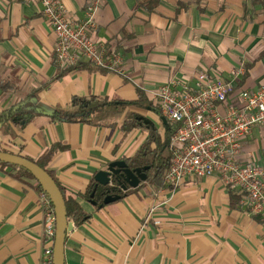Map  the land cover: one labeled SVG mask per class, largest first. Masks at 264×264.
<instances>
[{"label":"crops","instance_id":"0c3cea01","mask_svg":"<svg viewBox=\"0 0 264 264\" xmlns=\"http://www.w3.org/2000/svg\"><path fill=\"white\" fill-rule=\"evenodd\" d=\"M61 1L69 19L80 21L91 0ZM102 2L92 38L117 48L124 76L86 61L62 71L56 35L41 8L0 0V116L28 100L53 113L76 96L116 101L121 110L111 126L54 122L46 115L21 129L0 123L1 152L37 162L62 147L46 169L89 215L84 223L71 221L65 263L264 264L261 219L248 214L239 193L228 192L217 175L189 177L174 191L145 181L100 208L84 197L98 172L134 157L147 139L148 129H123L130 114L149 118L163 140L165 123L150 95L170 78L192 87L207 71L234 85L233 103L239 91L264 88V0H159L153 12L138 0ZM139 92L146 104L128 106ZM238 160L264 169V126L252 130ZM40 199L35 178L0 164V264H43L49 243Z\"/></svg>","mask_w":264,"mask_h":264},{"label":"built area","instance_id":"2783aa9c","mask_svg":"<svg viewBox=\"0 0 264 264\" xmlns=\"http://www.w3.org/2000/svg\"><path fill=\"white\" fill-rule=\"evenodd\" d=\"M39 6L44 19L56 35L55 57L62 71L77 68L84 61L97 69L126 75L123 56L114 45H98L92 38L97 29L96 14L102 0H91L83 20L69 19L61 0H26ZM240 75L234 72L233 77ZM234 85L221 77L202 71L190 87L181 78H170L151 92L161 118L176 127L169 141L171 164L163 176V185L174 191L189 177L217 175L228 192H237L248 214L261 219L264 227V169L257 163L239 162L242 144L256 127L264 126V88L239 91L236 103L230 100ZM219 108L225 111L220 112ZM41 206L46 218L43 264H54L56 215L43 191ZM151 208L145 221L151 220ZM71 228L73 224L70 222Z\"/></svg>","mask_w":264,"mask_h":264},{"label":"trees","instance_id":"16d2710c","mask_svg":"<svg viewBox=\"0 0 264 264\" xmlns=\"http://www.w3.org/2000/svg\"><path fill=\"white\" fill-rule=\"evenodd\" d=\"M140 7L145 9L147 12H153L156 6L159 3V0H138ZM144 98L142 94L138 93V100L136 102L128 103V106L136 105H145ZM113 110V111H112ZM121 110L118 108V102H109L107 99L98 98V97H73L71 104L67 109H59L53 113H47L42 110H39L36 107H33L31 101L23 102L9 110H7L3 115L0 116V123H12L18 128H23L29 124L36 116L46 115L52 119V121L68 122V123H82L88 124L91 126H111L114 123L109 119V117H117L120 115ZM114 117V118H115ZM138 116L135 114H130L127 119L122 124L126 133H130L138 127H143L148 129V137L145 142L141 145L139 150L136 152V155L132 158L126 160L131 169L149 167L145 172L147 175L146 182L153 186L155 189L164 187L163 185V176L165 171L171 164V156L169 153V141L173 134L175 133L176 127L174 125L165 123V135L163 140L160 135L156 132L154 126L150 123L149 125H144L142 121L137 120ZM62 147L53 146L42 158L40 161H33L39 167L47 171L56 183L59 185L55 179L52 172L46 169V164H49L58 151ZM45 162V163H44ZM6 166L15 167L13 165H8L6 163L0 162ZM18 168V167H16ZM19 171L29 177L34 178L33 175L23 169L18 168ZM60 190L64 196L67 208V217L68 222L75 221L78 223H84L89 219V215L86 214L83 209L79 206L76 200L67 197L64 190L59 185ZM38 188L43 192L42 187L38 184ZM95 193V196L92 198V194ZM128 191H122L118 182L115 181L113 185L108 187H103L97 184L96 180H93L89 189L85 194V199L96 202L97 208L104 206V199L111 196H121V199L126 197ZM231 194V193H230ZM234 197V194L231 195ZM241 198V196H238Z\"/></svg>","mask_w":264,"mask_h":264},{"label":"water","instance_id":"95a60500","mask_svg":"<svg viewBox=\"0 0 264 264\" xmlns=\"http://www.w3.org/2000/svg\"><path fill=\"white\" fill-rule=\"evenodd\" d=\"M137 120L142 121L144 125L151 123L140 117ZM161 120L163 123H166L164 118H161ZM0 162L29 171L50 198L55 209L57 220L54 243V264H66L65 246L71 224L68 222L66 202L59 185L47 171L39 167L35 162L24 157L0 151ZM148 169L149 167L131 169L126 161L120 160L112 162L107 170L98 172L95 180L98 185L103 187L111 186L117 181L122 191L127 192L129 189H136L142 182L146 181L147 175L145 172ZM94 196L95 193L92 194V198ZM119 200H121V196L109 195L104 199V205H109ZM91 203L96 205L94 201H91Z\"/></svg>","mask_w":264,"mask_h":264},{"label":"rangeland","instance_id":"374dc122","mask_svg":"<svg viewBox=\"0 0 264 264\" xmlns=\"http://www.w3.org/2000/svg\"><path fill=\"white\" fill-rule=\"evenodd\" d=\"M114 117H115V116H114ZM114 117H111V116H110L108 120L110 121V120H112ZM140 118H144V117H140ZM144 119L150 121L149 118H148V119H147V118H144Z\"/></svg>","mask_w":264,"mask_h":264}]
</instances>
